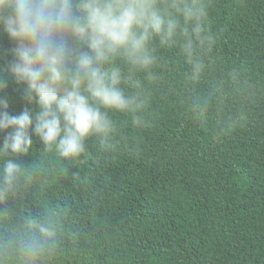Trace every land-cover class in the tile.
<instances>
[{
    "label": "trees",
    "instance_id": "trees-1",
    "mask_svg": "<svg viewBox=\"0 0 264 264\" xmlns=\"http://www.w3.org/2000/svg\"><path fill=\"white\" fill-rule=\"evenodd\" d=\"M208 3L198 77L178 44L154 42L150 73L127 89L140 122L110 113V146L89 138L65 159L33 136L9 157L25 171L0 200V264H30L33 221L56 236L32 264H264V0ZM13 46L0 31V55ZM5 78L8 111L31 107L0 58Z\"/></svg>",
    "mask_w": 264,
    "mask_h": 264
},
{
    "label": "clouds",
    "instance_id": "clouds-1",
    "mask_svg": "<svg viewBox=\"0 0 264 264\" xmlns=\"http://www.w3.org/2000/svg\"><path fill=\"white\" fill-rule=\"evenodd\" d=\"M209 8L208 0H0V31L14 42L0 58L31 106L9 112L8 85L0 79V200L25 171L9 157L27 155L33 136L45 150L75 159L89 138L111 145L117 125L110 113L140 122L143 100L127 89L139 85L137 73H150L154 42L178 44L195 80L203 69L200 50L211 40ZM31 227L41 239L21 241L30 264L56 236L50 222Z\"/></svg>",
    "mask_w": 264,
    "mask_h": 264
}]
</instances>
